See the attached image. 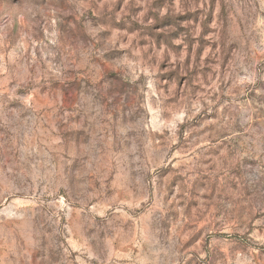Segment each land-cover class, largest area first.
I'll return each instance as SVG.
<instances>
[{"label": "rangeland", "instance_id": "rangeland-1", "mask_svg": "<svg viewBox=\"0 0 264 264\" xmlns=\"http://www.w3.org/2000/svg\"><path fill=\"white\" fill-rule=\"evenodd\" d=\"M0 264H264V0H0Z\"/></svg>", "mask_w": 264, "mask_h": 264}]
</instances>
